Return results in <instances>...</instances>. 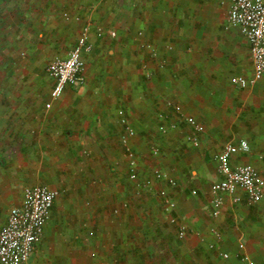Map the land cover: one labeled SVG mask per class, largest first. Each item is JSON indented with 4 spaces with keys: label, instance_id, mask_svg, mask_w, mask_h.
<instances>
[{
    "label": "crops",
    "instance_id": "1",
    "mask_svg": "<svg viewBox=\"0 0 264 264\" xmlns=\"http://www.w3.org/2000/svg\"><path fill=\"white\" fill-rule=\"evenodd\" d=\"M218 1L0 0V227L27 186L70 196L55 199L25 264H248L242 254L264 264V195L248 204L241 190L237 203L225 194L220 215H210L224 143L245 139L250 150L231 163L251 164L264 178V76L246 88L232 83L252 74V60L236 29L208 22L202 5ZM127 17L128 31L107 26ZM84 25L92 50L83 55V81L46 108L53 80L45 68L66 56ZM115 61L135 67L129 81L108 80ZM120 110L135 131V181ZM186 117L201 127L198 145L188 139L194 130ZM153 167L171 182L156 180ZM160 189L187 227L182 239L161 210Z\"/></svg>",
    "mask_w": 264,
    "mask_h": 264
},
{
    "label": "built area",
    "instance_id": "2",
    "mask_svg": "<svg viewBox=\"0 0 264 264\" xmlns=\"http://www.w3.org/2000/svg\"><path fill=\"white\" fill-rule=\"evenodd\" d=\"M226 25L234 28L246 40L252 60V74L249 77L234 76L231 78L233 84L240 88H246L258 82L264 76V0H229L226 11ZM88 25H84L76 39L73 47L66 56L52 59L46 66L47 75L53 80L50 91V99L45 104L46 108L51 103L61 97L66 87L75 83L81 76L85 60L83 55L92 50L90 41V30ZM102 30H96L97 35H101ZM154 56V54H152ZM142 67L147 72V65L141 62ZM149 77L150 73H146ZM178 109V108H176ZM121 123L123 132L121 134V144L124 147L128 158L129 178L137 180V156L131 148L130 139L135 136L134 129L127 123L122 110ZM185 122L192 126L193 134L188 139L193 145H198L196 134L201 129L198 122L192 117H186ZM172 128L175 124L170 125ZM160 132L166 131V126L160 124ZM250 150L249 143L245 139L238 142H226L216 155L217 174L219 178L213 181L209 187L210 215L216 218L220 215L224 204V195H231L232 201L237 203L241 197L237 194L238 190L243 191L248 204H257L263 198L264 178L256 169L248 163L232 164L231 157L236 153H246ZM153 155H158L159 149L153 147ZM156 180H168L166 173L159 168H154L152 172ZM148 180L146 183H150ZM196 191L192 190V194ZM59 195V190L45 185L27 186L24 188L21 202L12 206L7 214L5 224L0 227V264H25L35 245L40 240L45 224L50 218L51 209L55 199ZM158 197L162 200L161 209L167 216L171 225L176 227V235L179 239L185 237L187 227L184 222L179 220L174 214L175 201L166 193L165 190H158ZM217 234V232H215ZM216 245L208 243L209 249H215ZM242 249L243 243H238ZM223 259L228 258V253L219 252ZM241 260L252 264L246 254H242Z\"/></svg>",
    "mask_w": 264,
    "mask_h": 264
},
{
    "label": "rangeland",
    "instance_id": "3",
    "mask_svg": "<svg viewBox=\"0 0 264 264\" xmlns=\"http://www.w3.org/2000/svg\"><path fill=\"white\" fill-rule=\"evenodd\" d=\"M124 7H128V5L124 6ZM227 8H228V0H219L217 3L215 4H211V5H208V4H203L202 5V11L203 13H206L208 15V22H216L218 24V26L222 29H225L228 28L226 26V24L224 23V18H225V15H226V11H227ZM210 14H213L212 17L209 18ZM129 18L127 17V19L123 18L121 19V21H117L116 23H114L113 21L112 22H109L107 26L109 27H116L117 29L120 28V29H129L130 27V22H129ZM128 31V30H127ZM236 34V33H235ZM107 38V37H106ZM236 39V38H235ZM128 40V37L127 36H120L119 37V42L121 43H124L126 44ZM115 61L113 64L115 65V69L112 67V68H107L105 70V75L108 77V80H113L117 83H120V82H125V81H129V78H130V74H131V70L133 69V71L135 72V67H130V65L128 63H124V62H117ZM117 64V65H116ZM113 65V66H114ZM147 65V63H146ZM131 69V70H130ZM147 69V68H146ZM144 70V69H143ZM146 71V70H145ZM148 73H150L149 71H147ZM146 72V73H147ZM85 73V71H84ZM84 73L82 72L80 78L77 80V82H81L83 81V77H84ZM145 75V73H143V76ZM127 88V87H126ZM79 100V99H78ZM80 101V100H79ZM79 103V102H78ZM152 153V152H151ZM160 153V152H159ZM154 156H157V155H154ZM157 158V157H156ZM153 159V161H155V159ZM154 168H157V167H153ZM69 197L70 196H67L65 193H63L62 195L60 194V191H59V195L58 197L56 198V200L60 202V204H63L65 203V201L69 200ZM87 201V199H86ZM86 201H83V202H86ZM80 203H82V201H80ZM162 210V209H161ZM65 216V213L63 215L60 214L59 218L64 220ZM175 226V225H174ZM177 236V235H176ZM178 238V237H177ZM206 250L202 249V252L204 254H206L205 252ZM209 253H211L209 250H208ZM213 252V251H212ZM214 253V252H213Z\"/></svg>",
    "mask_w": 264,
    "mask_h": 264
}]
</instances>
